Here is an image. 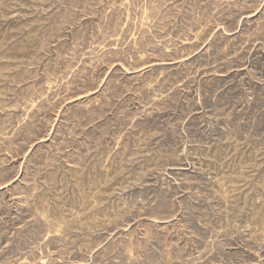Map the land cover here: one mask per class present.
<instances>
[{
  "label": "rangeland",
  "instance_id": "374dc122",
  "mask_svg": "<svg viewBox=\"0 0 264 264\" xmlns=\"http://www.w3.org/2000/svg\"><path fill=\"white\" fill-rule=\"evenodd\" d=\"M0 264H264V0H0Z\"/></svg>",
  "mask_w": 264,
  "mask_h": 264
},
{
  "label": "bare ground",
  "instance_id": "6f19581e",
  "mask_svg": "<svg viewBox=\"0 0 264 264\" xmlns=\"http://www.w3.org/2000/svg\"><path fill=\"white\" fill-rule=\"evenodd\" d=\"M105 50V49H104ZM26 154V153H25Z\"/></svg>",
  "mask_w": 264,
  "mask_h": 264
}]
</instances>
